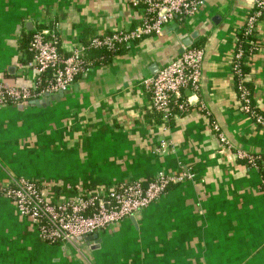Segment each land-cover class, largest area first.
<instances>
[{
	"label": "crops",
	"instance_id": "1",
	"mask_svg": "<svg viewBox=\"0 0 264 264\" xmlns=\"http://www.w3.org/2000/svg\"><path fill=\"white\" fill-rule=\"evenodd\" d=\"M133 1L0 0V83L34 86L27 42L35 29H54L68 54L137 25L143 9ZM255 2L204 0L106 63L82 51L91 62L66 90L0 107V188L28 178L62 201L160 171L192 174L138 215L60 244L42 240L0 192V264H264V159L256 163L264 125L240 109L232 70L236 34ZM254 31L246 83L264 116V17ZM190 45L204 48L199 90L164 121L144 81Z\"/></svg>",
	"mask_w": 264,
	"mask_h": 264
},
{
	"label": "built area",
	"instance_id": "2",
	"mask_svg": "<svg viewBox=\"0 0 264 264\" xmlns=\"http://www.w3.org/2000/svg\"><path fill=\"white\" fill-rule=\"evenodd\" d=\"M203 2L204 0H134L133 4L140 5L143 9L137 25L128 30L120 29L95 36L86 46L76 48L68 54L60 51L59 37L54 29H35L28 41L31 53L29 64L37 71L35 84L32 87H8L0 83V107L26 103L38 96L66 90L91 62L82 51H115L119 45L124 46L145 35H160L166 23L192 16ZM263 9L264 0H256L245 21L246 34L254 30ZM203 55V46L190 45L153 77L144 81L149 90L148 106L162 120L189 108L187 92L196 93L199 90ZM242 57L243 51L236 44L232 70L236 78L240 109L256 123L264 125V116L255 110L245 85L247 75L242 74L240 68ZM98 60H102V57ZM212 128L219 140L226 143L215 123ZM166 146L165 142H161L156 151L163 153ZM248 162L255 165L253 157H249ZM190 177V172L174 174L160 171L148 181L117 183L102 192L82 193L62 201L47 199L38 183L28 178L11 180L0 188V192L14 203L20 216L33 223L42 240L60 244L71 238L96 234L125 218L138 215L158 200L169 185Z\"/></svg>",
	"mask_w": 264,
	"mask_h": 264
},
{
	"label": "trees",
	"instance_id": "3",
	"mask_svg": "<svg viewBox=\"0 0 264 264\" xmlns=\"http://www.w3.org/2000/svg\"><path fill=\"white\" fill-rule=\"evenodd\" d=\"M263 17H264V9L262 10V15L259 19H261ZM254 30H255V28H254ZM254 30L251 33L246 34L245 33V23H244V25L238 30V32L236 34V38H237L236 44H239L240 49L243 51V57L240 60V63H241L240 68H241L242 74H244V75H246L248 73V70H249L247 56L251 55V53L255 50V47L257 45L256 37L254 36V34H255ZM27 49H28V42H27ZM123 51H124V46L119 45L115 51H111L108 49H100V50L88 49L87 54L90 57L99 58L101 56L102 60H100V61H102L103 63H106L111 57H113L116 54H120ZM94 52H96V54L92 55V53H94ZM245 85L247 86L246 82H245ZM261 157L264 159V155L263 156L259 155V158H256V163H258L260 161Z\"/></svg>",
	"mask_w": 264,
	"mask_h": 264
},
{
	"label": "rangeland",
	"instance_id": "4",
	"mask_svg": "<svg viewBox=\"0 0 264 264\" xmlns=\"http://www.w3.org/2000/svg\"><path fill=\"white\" fill-rule=\"evenodd\" d=\"M5 197V196H4ZM6 199H8L9 201H11L9 198L6 197Z\"/></svg>",
	"mask_w": 264,
	"mask_h": 264
},
{
	"label": "water",
	"instance_id": "5",
	"mask_svg": "<svg viewBox=\"0 0 264 264\" xmlns=\"http://www.w3.org/2000/svg\"><path fill=\"white\" fill-rule=\"evenodd\" d=\"M88 236H89V237H90V236L92 237V236H94V235H88Z\"/></svg>",
	"mask_w": 264,
	"mask_h": 264
}]
</instances>
